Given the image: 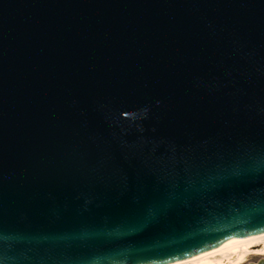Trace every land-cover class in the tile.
I'll use <instances>...</instances> for the list:
<instances>
[{
    "label": "water",
    "instance_id": "1",
    "mask_svg": "<svg viewBox=\"0 0 264 264\" xmlns=\"http://www.w3.org/2000/svg\"><path fill=\"white\" fill-rule=\"evenodd\" d=\"M260 233L264 0H0V264Z\"/></svg>",
    "mask_w": 264,
    "mask_h": 264
},
{
    "label": "rangeland",
    "instance_id": "2",
    "mask_svg": "<svg viewBox=\"0 0 264 264\" xmlns=\"http://www.w3.org/2000/svg\"><path fill=\"white\" fill-rule=\"evenodd\" d=\"M260 258H264V237L247 242L245 246L232 248L213 255L208 260L215 264H249L257 262ZM189 264H195V262Z\"/></svg>",
    "mask_w": 264,
    "mask_h": 264
},
{
    "label": "bare ground",
    "instance_id": "3",
    "mask_svg": "<svg viewBox=\"0 0 264 264\" xmlns=\"http://www.w3.org/2000/svg\"><path fill=\"white\" fill-rule=\"evenodd\" d=\"M263 237H264V233L251 235V236L244 237V238H237V239H235V240H233V241H231L225 245H219V246H217V247H215L209 251L200 253V254L193 256L191 258H188L186 260L176 262V263H172V264H189V263H193V262H195V264L196 263L197 264H215V263L208 260L210 257H213V255H217L219 253H222L223 251L230 250L232 248H236V247L239 248L241 246H245V243L255 241V240L261 239Z\"/></svg>",
    "mask_w": 264,
    "mask_h": 264
},
{
    "label": "flooded vegetation",
    "instance_id": "4",
    "mask_svg": "<svg viewBox=\"0 0 264 264\" xmlns=\"http://www.w3.org/2000/svg\"><path fill=\"white\" fill-rule=\"evenodd\" d=\"M260 259H262V258H260ZM246 264H248V263H246Z\"/></svg>",
    "mask_w": 264,
    "mask_h": 264
}]
</instances>
